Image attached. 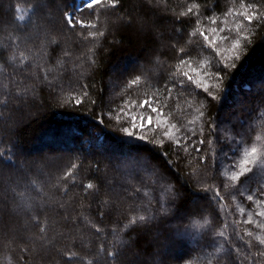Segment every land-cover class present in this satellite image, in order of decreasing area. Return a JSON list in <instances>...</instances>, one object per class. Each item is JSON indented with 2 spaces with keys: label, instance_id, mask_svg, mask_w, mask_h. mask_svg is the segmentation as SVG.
I'll return each mask as SVG.
<instances>
[{
  "label": "snow or ice",
  "instance_id": "1",
  "mask_svg": "<svg viewBox=\"0 0 264 264\" xmlns=\"http://www.w3.org/2000/svg\"><path fill=\"white\" fill-rule=\"evenodd\" d=\"M118 4H120V0H30V7L27 9L16 6L14 17L10 16L8 19L0 17V32L18 33L16 39L11 40L8 45L12 54L8 58L7 66L11 67L12 71L7 78L10 83L17 84L20 82L14 79L16 76H19L21 81L31 78L27 63L30 56L25 55V51L31 54L32 50L27 46L35 45L37 42L39 43L37 51L40 53L37 59L64 60V70L66 71L70 51L61 46V41H67L65 31L75 30L77 25L81 29H89L87 35L82 36L84 40L95 41L99 37H104L109 29L113 32L130 29L145 41H151L153 46L147 48L146 54L142 58L144 63L139 65V69L132 71L123 69L121 74L127 72L126 90L129 91L133 87L141 86L142 81L145 85L153 87L151 81L155 79L154 92L139 102H129L126 106L119 107L115 117V131L119 135L114 138L112 144L106 146V151L109 153V164L105 165L103 174H101L99 166H96V175L92 180L82 185V192L79 195L82 201L87 200L89 210L93 206L96 208L101 220L110 215L112 211L117 210L123 201L136 200L146 182H150L154 190L164 193V198L155 200L156 207H153V202L149 201L147 205L141 207L140 212H132L123 228L112 231V240L109 242V246L105 248L101 243L94 252L89 250V258L85 259L80 255L83 249L77 247L79 238L71 228L58 234L55 230V225L79 221V215L72 214L75 209L71 203L47 205L37 199L26 198L23 193H20L19 197L12 196L10 198L7 195L9 191L16 192L21 183L27 187V177L33 171L44 173L45 170H48L49 178L52 175L56 177L54 186L63 185L66 189L69 178L73 180L75 178L78 164L71 163V166L65 170L57 167L62 159L60 156L42 154L35 157L17 158L15 151H0V184L4 185L3 192H0V237L4 238L6 242L10 241L15 244L17 240L23 238L22 232L31 231L33 228L38 229L20 247V252L27 253L29 257L35 258L41 253L55 250L57 256L60 257L59 264H121V258L125 251L132 246L121 235V233L127 235L125 230L136 233V235L152 233L154 230H158V224H168L170 220L179 219L183 223L169 228L170 233L179 235L188 232L193 219L204 216L211 204L217 202L223 204L224 196L221 195L219 188L217 187L214 191L213 185L205 183L200 172V166H203L205 172H218V169L215 168L217 155H223L225 159L234 161L231 171L225 174L228 182L225 184L226 187L230 184L232 188L236 189L245 181L256 176L257 172L264 175V143H260L261 136H257L256 142H253L250 147H244L237 156L241 141L247 133L252 131L251 124L245 128V118L250 120L257 113L260 118H264V78L255 83L256 91L251 96L242 98L238 102V110L241 115L231 116L228 119L227 127L222 126L224 121L220 118L218 111H215L213 115L208 113V110L214 107V102L215 108L218 109L222 96L226 92L225 76L234 74L242 66L241 62L245 58L244 50L246 48V44H243L242 41L252 42L250 40L252 32L247 28V25L255 22L258 28L264 27V4L258 6L256 3H244L241 0L239 10L229 8L224 14L226 17H233L234 35L231 34V28L228 29L230 34L224 35V27L210 28L208 32L211 35H209L201 28L200 18L203 16L212 24H216L214 16L205 15L212 11L215 5L202 9L198 3H193L179 13H172V18L169 21L172 29L167 37V42L164 41V36L159 31L160 26L157 23V17L161 13L166 14L169 11L164 5V0H137L133 12H126L105 20L103 27H101L99 13L94 21L85 22L82 18L86 11L91 14L101 6L104 10L116 9ZM193 16L196 17V27L192 31H188L189 19ZM224 23L228 24L229 22L225 20ZM78 35L81 34L78 33ZM196 35L203 38V47H210L215 53L218 58L215 63L202 62L200 68L193 66L190 51L181 41L185 37L188 40H193ZM158 41L160 46L156 47ZM121 43L114 39L111 47H118ZM221 44L229 46L221 47ZM21 45L25 46L24 50H21ZM167 52H171L173 55L167 56V59H161L166 56ZM89 53H91V64L99 67L96 53L92 49H89ZM172 60H175L174 64L169 63ZM146 66L156 67L167 72L168 75L166 78L163 76L154 77L152 68ZM36 67L44 73L43 79L40 81L41 84L47 87L51 93L54 94L58 86L61 93L65 91L63 75H57L50 80L48 79L49 73L43 67L40 65H36ZM173 67L175 71H172ZM112 71L115 72L117 69L113 67ZM161 80L164 81L162 86L160 85ZM112 86L115 87L114 84ZM86 87L81 88L77 95L72 97L73 108H78L85 100L90 99V93ZM193 87L196 90L194 96ZM36 91V86L32 85L31 87H18L15 91L9 87L6 92L0 93L5 97L0 100V134L15 135L18 126L24 121L22 115L17 116L20 108L12 105L14 103L22 105L25 101L35 104ZM73 91L76 90L73 89ZM165 93H167L166 96ZM101 94H103V89H101ZM185 94L193 98L185 99L184 103L187 108L184 111L188 113L194 111L196 115L186 124H182L178 120L173 122L176 117L165 109L170 108V101L180 99ZM29 97H31L30 100H28ZM64 103L67 106L68 101ZM90 103L94 110L97 106L96 100L91 99ZM111 111L110 109L109 112ZM145 112H147L146 116ZM197 122H199L198 130ZM103 124L104 116L101 114L96 121V126L99 127ZM237 137L240 139L238 140ZM166 142L174 149L177 159L183 158L180 156L181 151L189 156L193 152L196 154L188 161L187 167L191 171L185 173L186 179L178 178L173 172L175 161L168 159V152L162 151ZM210 157L213 161L212 164H209ZM76 159L83 162L82 154L77 153ZM113 159L115 160L114 170L122 177H126L119 183L110 180L107 175ZM194 163L195 167H193ZM6 173L7 179L5 180ZM214 178L218 179L215 175ZM188 190L201 193L199 200L204 203L198 204L194 199L190 206L185 207V202L189 198ZM258 191L260 195H264V188L258 189ZM209 193H211L210 197L207 195ZM241 194L243 195V193ZM247 200L253 201L254 194L247 195ZM256 203L264 205V200H256ZM83 206L82 203L81 207ZM49 211L60 218L53 220L51 225L47 215ZM41 212L45 213L43 220L40 216ZM61 213L63 214L61 215ZM256 215L264 217V211H260ZM21 217L24 218L23 225L20 223ZM83 219L87 225L95 229V233L99 234L103 231L88 217H83ZM204 223L207 225L209 222L205 220ZM244 223H253L252 217L249 216V219ZM257 227L264 229V222L258 223ZM50 231L54 233L51 237L48 235ZM224 235L223 231L219 233L221 237ZM237 235L240 234L237 233ZM244 235L252 237L253 233L245 231ZM69 238H71L69 246L56 247L58 239ZM255 239L261 246L258 250L259 255L264 256V237L256 236ZM80 242L82 243V241ZM228 243V239H225V244ZM253 246L249 244V248ZM230 256V252L225 253L222 258L218 257L217 261L223 259L224 264H233ZM150 264H162V262L152 261ZM209 264L212 262L210 261Z\"/></svg>",
  "mask_w": 264,
  "mask_h": 264
},
{
  "label": "trees",
  "instance_id": "2",
  "mask_svg": "<svg viewBox=\"0 0 264 264\" xmlns=\"http://www.w3.org/2000/svg\"><path fill=\"white\" fill-rule=\"evenodd\" d=\"M243 2L256 3L258 6L264 4V0H243ZM193 3H198L202 9L211 8L215 5L212 11L207 12L205 15L214 16L217 21L216 24H212L210 20L203 16L200 18V26L207 34L211 35L208 30L212 27L218 29L224 27V35L230 34L229 28L232 29L231 34L234 35L233 17H226L224 14L229 8L239 10L241 0H164V5L169 11L166 14L161 13L157 17V23L160 26L159 31L163 34L165 42H167V37L172 29V25L169 23L172 13H179ZM136 5L137 0H120V4L117 5L116 9L104 10L101 6L91 14L86 11L82 18L85 22L94 21L97 13H99L101 27H103L105 20L112 19L126 12L131 13ZM16 6L27 9L30 7V0H0V17L4 19H8L10 16L14 17L16 15L14 12ZM225 20L229 23L225 24ZM195 21V16L189 19L190 26L188 31H192L196 27ZM17 23L20 22L17 21ZM247 28L252 32L250 36L252 42L242 41L243 44H246L244 50L245 58L241 62L242 66L234 74L225 76L224 87L226 92L222 96L219 107L216 109L214 102V107L208 110L209 115H213L215 111H218L220 118L224 121L222 126L225 127L228 126V119L231 116L241 115L237 107L238 102L242 98L251 96L256 91L255 83L264 77V27L258 28L254 22L251 25H247ZM88 31L89 29H81L79 25L76 26L75 30L65 31V36L68 39L67 41L62 40L61 46L70 51L66 71L64 70V60L37 59L40 56L37 51L39 43L37 42L35 45L29 44L27 47L31 48L32 52L30 54L25 51V55L30 56L27 63L29 65L28 73L31 78L21 81L19 76L14 77L16 81L20 82L19 84L10 83L7 78L12 71L11 67L7 66L8 58L12 54V50L8 45L11 40L16 39L18 33L0 32V93L6 92L9 87L15 91L18 87L23 88L35 85L37 89L35 104L25 101L22 105L15 103L12 105L20 108L17 116L22 115L24 122L18 126L15 135L0 134V151H15L17 158L35 157L32 155L33 153H37L36 156L42 154L60 156L62 159L57 167L65 170L71 166V163L78 164L75 178L74 180L69 178L66 189H64L63 185L54 186L56 185V177L52 175L49 178L47 175L48 170H45L44 173L33 171L27 177V187H25L24 183H21L16 192L9 191L7 195L11 198L12 196L19 197L20 193H23L24 197L37 199L47 205L63 202L71 203L75 209L72 214L79 215V221L77 223L55 225V230L58 234L71 228L79 238L77 247L83 249L80 255L84 256L85 259L89 258V250L94 252L101 243L107 248L112 240V231L123 228L132 212H140L141 207L147 205L149 201H152L153 207H156L155 200L164 198V193L154 190L150 182H146L145 187L142 188L136 200L127 199L123 201L117 210L112 211L110 215L105 216L101 220L96 208L93 206L89 210L87 208V200L82 201L79 195L82 192V185L92 180L93 176L96 175V166H99L101 174H103L105 165L109 164V159L102 157L96 147L112 144L114 138L119 135L115 131V117L119 107L126 106L129 102H139L151 96L155 86V79H153L151 81L153 87L145 85L142 81L141 86L133 87L130 91L126 90L127 72L121 74L123 69L128 71L139 69V65L144 63L142 58L146 54L147 48L153 46L151 41H145L130 29L120 32H113L109 29L104 37H99L95 41L82 39V36H86ZM78 33L81 35H78ZM114 39L122 42L115 48L111 47ZM181 43L189 49L194 67L200 68L202 62L215 63L218 59L210 47H203L204 41L199 35H196L193 40H188L185 37ZM155 46L159 47L160 42L158 41ZM220 46L227 47L229 45L221 44ZM24 48L25 46L21 45V50H24ZM89 49L96 53L99 67L91 64ZM17 55H19V52H17ZM171 55L173 53L167 52L166 56L161 57V59H167V56ZM169 63L174 64L175 60L169 61ZM36 65H40L49 73L48 79L50 80L57 75H63L65 91L61 93L58 86L56 92L54 94L51 93L47 87L41 84L40 81L43 79L44 73L39 71ZM113 67L117 71L113 72ZM146 67L152 68L154 77L163 76L166 78L168 75L167 72H163L156 67ZM172 71H175L174 67ZM252 74H255V77H252ZM163 83L164 81L161 80L160 85L162 86ZM113 84L115 87L112 86ZM85 86H87L86 90L90 93V99L85 100L78 108H73L72 97L76 96L77 92ZM73 89L76 91H73ZM101 89H103V94H101ZM195 91L193 87V96ZM156 95H159V93H156ZM166 95L167 93H165ZM192 98V96L185 94L184 97L173 99L169 102L170 108L165 110L172 112L173 116L176 117L173 122L178 120L180 123L186 124L188 120L194 118L196 115L194 111L191 113L184 111L187 108L184 103L185 99L191 100ZM2 99H5V97L0 94V100ZM30 99L31 97L28 98V100ZM91 99L97 102L94 110L90 103ZM161 99L163 100V97ZM65 101H68L67 106H65ZM231 107H235V109H231ZM110 109L112 110L111 112H109ZM136 111L138 112L139 109L137 108ZM101 114L104 116V124L97 127L96 121ZM144 115L146 116L147 112ZM248 124H251L252 131L247 133L243 141H241L237 156H239L244 147H250L253 142H256L257 136H261L262 140L260 143H264V118H260L258 113L254 114L250 120L245 118V128L248 127ZM196 128L197 130L199 129V122H197ZM237 139L239 140L240 138L237 137ZM162 151L168 152V159L175 161L172 170L177 177L186 179L185 173L191 171L187 167L188 161L196 154L193 152L189 156L181 151L180 156L183 158L177 159L174 149L167 142ZM77 153L82 154L83 162L76 159ZM212 163L213 161L210 157L209 164ZM233 164V160L225 159L223 155H217L215 168L218 169V172H205L203 166H200L201 178L204 179L205 183L213 185L214 191L218 187L221 195L224 196V200L223 204L218 202L211 204L204 216L193 219L192 225L196 228V239L191 237L190 227L188 232H183L179 235L169 232L171 226L183 223L179 219L170 220L168 224H158V230H154L152 233L136 235V233L125 230L127 235L124 233H121V235L132 246L125 251L121 258V264H131L130 259H133V264H150L152 261H157L161 259L159 258L160 248L166 247L172 241L169 248L174 252H179V255L173 257V259L164 258L161 261L162 264H209L210 261L212 264H224L223 259L217 261V258H222L225 253L229 252L231 253L230 259L233 264H253V262L255 264H264V256H260L258 251L261 246L255 239L256 236L264 237V229L257 227L258 223L264 222V217L256 215L258 212L264 211V205L256 203V200H264V195H260L258 191V189L264 188V175L257 172L256 176L249 181H245L236 189L232 188L230 184L226 187L225 184L228 182L225 174L231 171ZM114 166L115 160L113 159L107 175L110 180L119 183L126 177H122L120 173L116 172ZM195 166L196 164L194 163L193 167ZM214 175L218 179L214 178ZM6 179L7 173L5 175ZM221 181H224V183H221ZM134 183L136 182L134 181ZM3 188L4 185L0 184V192H3ZM188 191L189 198L185 202V207L190 206L192 200H199L201 196V193L194 190ZM249 194H254L253 201L247 200V195ZM207 195L210 197L211 193ZM82 203L83 207H81ZM203 203L204 201L199 200V204ZM241 209H243V212H241ZM44 215V212L40 213L42 220ZM47 215L50 225L53 220L60 219L51 211ZM249 216L252 217L253 223H244V221L249 219ZM83 217H88L103 231L99 234L95 233V229L87 225ZM205 220L209 222L207 225L204 223ZM20 223L23 225V217H21ZM153 223L156 224L157 222ZM37 231L38 229L33 228L31 231L22 232L23 238L17 240L15 244L8 242V246H3L4 238L0 237V264H59L60 257L57 256L55 250L41 253L35 258L29 257L27 253L20 252V247L27 242V238ZM221 231L224 232V237L219 236ZM245 231L252 232V237L244 235ZM237 233L240 235L238 236ZM53 234L50 231L48 235L51 237ZM174 236L187 238L192 245L186 242L188 240H173ZM225 239H228V244H225ZM70 243L71 238L58 239L56 247L64 248L69 246ZM249 244L254 246L249 248ZM135 259H140V261L136 262Z\"/></svg>",
  "mask_w": 264,
  "mask_h": 264
},
{
  "label": "rangeland",
  "instance_id": "3",
  "mask_svg": "<svg viewBox=\"0 0 264 264\" xmlns=\"http://www.w3.org/2000/svg\"><path fill=\"white\" fill-rule=\"evenodd\" d=\"M253 76L252 77H255L254 75L255 74H252ZM251 76V75H250ZM264 78V77H263ZM227 105L228 106H230V104L229 103H227ZM238 107V106H237ZM231 109H235V107L234 108H232L231 107ZM39 113V112H38ZM30 116V115H29ZM32 116V115H31ZM106 146L107 145H103L102 147H96L97 148V150H98V152H99V154L102 156V157H104V158H106V159H108V156H109V153L106 151ZM35 147V146H34ZM38 151V150H37ZM40 151V150H39ZM61 151H63V152H66L65 150H61ZM76 151H78V149H76ZM37 154V153H36ZM36 154L35 153H33L32 155H34V156H36ZM177 171V170H176ZM195 200H197V203L199 204V200L198 199H195ZM190 228H191V237H193V238H197L196 237V228L193 226V225H191L190 226ZM192 238V239H193ZM180 239H182V240H188L187 238H184V237H182V236H174L173 237V240H180ZM189 241L190 240H188V241H186V242H188L189 243ZM9 243H10V241H8ZM8 242H6L5 240H4V245L3 246H8ZM173 242V241H172ZM172 242H171V244H172ZM171 244H169V245H167L166 247H162V248H160V250H159V258H161V259H158L157 261L158 262H161L164 258H172L173 259V257H177L178 255H179V252H174L172 249H170L169 248V246L171 245ZM189 245H192V243L190 244L189 243ZM135 261L136 262H138V261H140V259H135ZM133 262V259L131 260L130 259V263L131 264H133L132 263ZM149 264V263H148Z\"/></svg>",
  "mask_w": 264,
  "mask_h": 264
}]
</instances>
